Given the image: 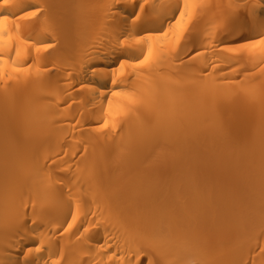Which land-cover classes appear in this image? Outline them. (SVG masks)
Segmentation results:
<instances>
[{
	"label": "bare ground",
	"instance_id": "obj_1",
	"mask_svg": "<svg viewBox=\"0 0 264 264\" xmlns=\"http://www.w3.org/2000/svg\"><path fill=\"white\" fill-rule=\"evenodd\" d=\"M0 264H264V0H0Z\"/></svg>",
	"mask_w": 264,
	"mask_h": 264
},
{
	"label": "rangeland",
	"instance_id": "obj_2",
	"mask_svg": "<svg viewBox=\"0 0 264 264\" xmlns=\"http://www.w3.org/2000/svg\"><path fill=\"white\" fill-rule=\"evenodd\" d=\"M215 152H216V151H215ZM215 152H213V153H215ZM208 153H209V154H207V155H210V154L212 155V156H211V155L209 156V157H211L212 159H209V161H208V158H209V157H203L204 160L207 159V160H206L207 163H206V161H204V163H206V164H208V165H206L205 167H202V171H208V170H209L208 172H212V171H213V172H215V171L218 172V170H221L222 167H223L222 170H224L225 167L227 168V166L229 167V164L226 163L228 160H226L225 162H224V160H223V159H228V158H223V159H222V157H224V155H222L223 152H221V155H222V156H220V155L218 156V154L216 153V154H217V158H216L215 156H213V153H212V152H208ZM226 153H227V152H226ZM216 154H215V155H216ZM224 154H225V153H224ZM205 158H206V159H205ZM215 158H216V160H215ZM219 158H220V159H219ZM217 159H219L221 162H220L219 160L217 161ZM221 159H222V160H221ZM211 161H212V162H211ZM222 161H223V162H222ZM208 162H209V163H208ZM216 162H218L219 164H217ZM211 163H212V164H211ZM215 163H216V164H215ZM220 163H221V164H220ZM223 163H226L225 166H224ZM210 164H211V165H210ZM213 164H214V165H213ZM219 165H221V166H219ZM222 165H223V166H222ZM203 166H204V165H203ZM215 166H217V167L219 166V169L217 170V169H216L217 167H215ZM208 167H209V169H207ZM204 168H205L206 170H204ZM211 168H214V169H211ZM210 169H211L212 171H210Z\"/></svg>",
	"mask_w": 264,
	"mask_h": 264
}]
</instances>
